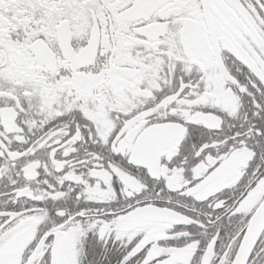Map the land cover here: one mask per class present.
I'll list each match as a JSON object with an SVG mask.
<instances>
[{
	"label": "snow or ice",
	"instance_id": "1",
	"mask_svg": "<svg viewBox=\"0 0 264 264\" xmlns=\"http://www.w3.org/2000/svg\"><path fill=\"white\" fill-rule=\"evenodd\" d=\"M0 264H264V0H0Z\"/></svg>",
	"mask_w": 264,
	"mask_h": 264
}]
</instances>
